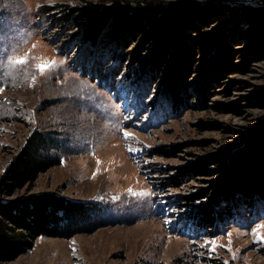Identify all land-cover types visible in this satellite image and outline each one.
<instances>
[{"label": "rangeland", "instance_id": "374dc122", "mask_svg": "<svg viewBox=\"0 0 264 264\" xmlns=\"http://www.w3.org/2000/svg\"><path fill=\"white\" fill-rule=\"evenodd\" d=\"M138 1L0 0V177L35 131L50 140L47 151L58 159L3 199L45 194L77 210L94 207L77 223L84 229L38 235L0 264H264V242L253 235L264 224L263 196L249 202L236 191L237 201L218 204L229 214L215 232L195 227L182 205L184 196L220 180L233 152L264 126V52L253 50L241 13L264 9V0H218L234 9L185 30L195 58L178 85L177 106L159 85L174 61V42H167V61L156 70L149 58L158 36L145 40L140 59L131 61L136 37L106 36L111 20L96 43L81 40L73 20L62 21L68 7ZM216 51L224 73H205L203 62ZM25 56L29 64L7 66L8 57ZM41 59L57 67L40 74ZM210 156L219 161L209 160V175L186 172ZM175 175L178 185L162 187V177Z\"/></svg>", "mask_w": 264, "mask_h": 264}, {"label": "trees", "instance_id": "16d2710c", "mask_svg": "<svg viewBox=\"0 0 264 264\" xmlns=\"http://www.w3.org/2000/svg\"><path fill=\"white\" fill-rule=\"evenodd\" d=\"M233 9L218 0H141L133 5L116 2L103 7L82 6L76 10L68 7L64 10L62 21L73 20L79 27L81 40L96 43L101 30L111 20V29L105 33L106 36L111 39L126 34L136 37L137 45L129 51L128 59L131 61L140 59V48L145 40L158 36L149 58L150 66L156 70L167 61V42H174V61L164 71L159 85L163 94L177 106L181 103L178 85L187 76L195 58L192 49L187 46L185 30L194 28L196 22L207 23L217 12ZM241 10L250 24L249 42L253 50L264 52V9L251 6ZM170 24L173 25L171 30L168 29ZM220 54L216 51L212 58L204 60L205 73L209 70L224 73V59ZM49 141L41 131L33 132L0 177V261L11 259L29 248L38 235L67 237L77 229H84L77 223L82 218H88L90 210L94 209L93 205H86L77 210L64 198L45 194L3 199L4 195L12 194L58 161L47 151ZM212 156L192 163L186 172L209 175V160L219 161V157ZM162 180V187L179 183L177 175L162 177ZM236 191H241L243 200L249 202L255 195L264 197V126L243 147L233 152L220 180L211 181L210 188L203 187L196 194L184 196L182 205L189 206L187 218H193L194 225L201 231L215 232L218 224L229 214V210L220 208L218 204L237 201ZM199 197L207 200L195 203ZM58 211H62L63 215L60 216ZM74 211L79 215L75 216ZM62 219L67 221L63 226Z\"/></svg>", "mask_w": 264, "mask_h": 264}, {"label": "snow or ice", "instance_id": "6c2138e0", "mask_svg": "<svg viewBox=\"0 0 264 264\" xmlns=\"http://www.w3.org/2000/svg\"><path fill=\"white\" fill-rule=\"evenodd\" d=\"M17 51V49H13V56L15 55V52ZM29 64V60L27 58V56L25 57H20V58H16L13 59L12 57H8L7 58V66L12 69V68H16L18 66H23V65H27ZM55 67H57L56 62L55 61H44L41 59V62L37 63L35 65V70L37 72H39L40 74H44L46 72H51ZM32 82H35V75L32 76ZM124 136L126 139L131 138V133H124ZM131 151V149H130ZM99 163V161L97 162ZM260 228H264V224H261L258 226L257 229L253 230V235L255 236V239L257 242H264V234H261L259 229ZM214 244V242H213ZM214 250V248H213ZM76 250L73 249V252H75Z\"/></svg>", "mask_w": 264, "mask_h": 264}]
</instances>
